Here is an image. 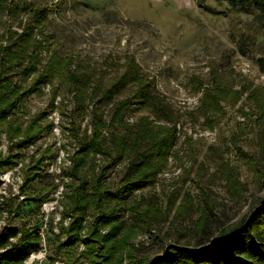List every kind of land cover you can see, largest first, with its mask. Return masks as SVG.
<instances>
[{
  "label": "rangeland",
  "instance_id": "1",
  "mask_svg": "<svg viewBox=\"0 0 264 264\" xmlns=\"http://www.w3.org/2000/svg\"><path fill=\"white\" fill-rule=\"evenodd\" d=\"M43 7L54 9L47 22L36 26L31 41L25 42L28 55L19 63L28 66L31 57L36 72L25 78L17 68L15 82L30 87L33 78L51 64L65 62H54L56 53L62 60H71L69 72L87 73L91 83L83 95L85 112L75 101V92L55 77L0 123V158L18 156L1 171L23 163L22 180L30 178L25 187V182L20 185L25 188L23 198L10 195L9 210L15 209L10 215L12 225L27 232L38 228L42 202L36 200L55 198L60 190L63 209L56 210L63 218L71 215L69 195L78 182L61 170L70 169V157L80 140L93 133L95 115L105 124L104 152H93L90 164L80 172L94 188L99 168L121 154L112 136L123 135L129 126L136 129L143 116H150L154 126L171 125L156 120L144 107L125 113L123 123H113L115 106L133 96L137 82L128 83L107 102H100L92 90L104 92L125 72L130 59L153 83L159 98L179 115L174 151L153 184L135 190L125 202L108 198L101 207L89 205L76 232L79 241L71 247L57 246L66 240L63 227L72 219L68 225L59 223L56 232L52 224L45 263L153 264L171 247L209 244L264 203V69L259 61L264 58V36L258 31L252 45L241 41L257 32L252 15L230 10L216 0H15L14 5L8 1L0 15V48L15 41L21 26L32 21L33 11ZM7 9L16 12L8 14ZM37 42L44 47L36 48ZM5 60L0 56V68ZM54 91L64 100L59 105L51 100ZM36 117L41 137L20 151L16 144L25 129L19 136H9L6 123L27 128ZM48 148L55 158L46 159L36 170L34 158ZM131 156L127 152L105 172L102 190L113 192L122 185ZM109 214L118 218L116 222H100V216ZM56 216L53 213L50 221ZM117 224L119 235L112 242L118 243L117 253L87 246L85 238L93 230L107 234Z\"/></svg>",
  "mask_w": 264,
  "mask_h": 264
},
{
  "label": "trees",
  "instance_id": "2",
  "mask_svg": "<svg viewBox=\"0 0 264 264\" xmlns=\"http://www.w3.org/2000/svg\"><path fill=\"white\" fill-rule=\"evenodd\" d=\"M8 1L14 5L13 0H0V15L3 13L4 8L8 6ZM225 3L230 10L238 13L249 14L256 20L254 36L247 35L241 41L249 43V45L256 43L258 31L264 36V0H216ZM17 7V6H16ZM54 8L43 7L33 11L32 21L27 25L23 24L22 32L15 41H12L7 46L0 48V56H6L9 63L1 62L0 68V123H5L9 118L24 106L27 97L32 93H40L42 87L47 85L55 77L62 78L67 87L74 91V98L78 106L84 109L86 105L83 98L86 90L89 89L91 83L87 73H80L77 71L69 72V66L72 63L70 59L62 60L56 53L54 62H62L60 65H50L46 68L44 73L39 74L33 78L30 87L21 88L15 80L14 75L17 68L21 69V73L25 78H28L32 73L36 72V67L32 64L30 57V64L22 66L19 64L25 55H28L26 41L29 40L32 32L38 24H43L48 21L50 14ZM8 14H14L13 10H8ZM31 41V40H30ZM28 41V42H30ZM27 42V43H28ZM26 43V44H27ZM36 48H43V43H35ZM19 48V49H16ZM39 48V49H40ZM242 54H245L242 51ZM262 68L264 69V58L259 60ZM16 62L14 64H10ZM130 82H137L138 89L133 96L119 102L115 106L113 113V123H123L125 113L131 112L139 107L148 108L151 116L158 117V120H165L170 123V126H154L153 120L150 116H143L139 119L136 129L129 126L125 128L123 135L118 137L112 136V141L117 144L120 149V155L114 158L107 166H101L99 173L93 185L96 188L90 187L89 179L86 176L80 175V172L90 164L91 154L96 151L104 152V136L101 130L104 129V122L99 116L95 115L91 122V136L87 140H80L78 149L74 155H71L70 169L61 170L62 175L71 176L78 184L73 187V192L69 195L71 201V215L69 217L72 221L68 226H65L67 238L64 242L60 243L57 247H71L79 241L76 234L77 229L82 225L84 214L87 207L93 205L101 207V202L104 199H114L119 201H127L135 190L149 187L153 184L156 173L165 165L169 154L174 151L176 144V137L178 133L177 122L179 115L175 112L170 104L164 101L156 94L155 86L145 76L140 73V69L133 60H129L125 72L117 79L111 86L105 88L103 92L101 89H92L96 91L95 94L100 96L99 101H111L113 96L118 93L121 88ZM103 92V93H102ZM101 93V94H100ZM209 93V91H208ZM60 96L53 92L51 100L56 101ZM220 98L218 97V102ZM64 101L61 99V102ZM236 101V100H235ZM217 102V104H218ZM98 103V102H97ZM60 104V103H59ZM57 104V105H59ZM220 104V103H219ZM53 107H56L51 105ZM85 112V110H83ZM130 115V114H128ZM38 118H34L29 123L27 128L17 126H10L7 124L9 136H19L23 129L24 136L18 140L16 146L18 149L34 145L41 137L42 126H38ZM157 120V118H155ZM53 127L54 123L51 122L49 126ZM79 135V132H78ZM13 144V143H12ZM143 147H146L143 149ZM60 149H64L60 147ZM129 152L132 156L128 160V167L126 176L123 183L115 191L102 190L101 183L105 172L111 165L118 164L124 159L126 153ZM21 153L18 152V155ZM16 156V155H15ZM14 156V157H15ZM55 152L51 149H45L43 154L34 158L37 170L46 159H54ZM13 156L7 158H0V168H8L14 161ZM18 157V156H16ZM15 157V158H16ZM69 157V156H68ZM120 160V161H119ZM116 162V163H115ZM1 171V169H0ZM30 178H25L24 187L29 183ZM22 188V192L25 188ZM91 188V189H90ZM36 201L43 203V198H38ZM41 203V205H42ZM7 204L5 207L9 210ZM19 211L18 206L16 207ZM10 213L15 209L9 210ZM2 207H0L1 219ZM77 213L76 216L73 214ZM113 214L100 216V222L112 223L116 222ZM120 223V222H119ZM63 225V224H62ZM121 225H114L107 234H100L98 231H92L91 236L85 238L88 247L96 245L95 247L101 249V252L113 251L116 252L117 244L112 242L119 235L118 230ZM21 235L19 236L18 234ZM38 228L35 227L31 232L27 230L22 231L14 225H9L0 231V264H19L29 258L30 254L40 248ZM12 241V239H16ZM110 246L108 247V245ZM123 246V244H122ZM172 249V250H171ZM101 257H105L101 255ZM102 258V259H103ZM107 260V259H106ZM153 264H264V203L257 207L253 212L244 219L239 226L223 232L220 236L212 240L209 244L200 248L181 249L179 247H171L169 251L162 257L154 259Z\"/></svg>",
  "mask_w": 264,
  "mask_h": 264
},
{
  "label": "built area",
  "instance_id": "3",
  "mask_svg": "<svg viewBox=\"0 0 264 264\" xmlns=\"http://www.w3.org/2000/svg\"><path fill=\"white\" fill-rule=\"evenodd\" d=\"M62 97L58 96L55 103L59 104ZM133 120V116H128V120ZM98 162H101L100 159L97 160ZM23 163H19L15 165L13 168L0 171V207H2V213H1V219H0V231L9 226L12 225L10 222L12 221L10 218V215H14V212L10 213L8 209L5 207L9 203L10 195H14L17 197V195H22V198L24 197L22 194L21 186L23 185L22 180V174H21V166ZM62 190L58 191L54 196L55 198H52L50 200H46L41 205V220L38 227V236H39V242H40V248L37 251H34L30 254L29 258H27L25 261L20 262L19 264H48L46 261L48 249L47 246V232L50 230L51 225L53 224L54 231H58L57 225L59 223H64L65 225H68L69 223V217L63 218L61 215V211L63 208L60 205L59 206V200L62 195ZM20 197V196H19ZM21 198V197H20ZM59 206V211L56 210ZM56 211V212H55ZM55 213L57 214L56 217H53L54 220L50 221L51 215ZM8 215V218H7ZM19 236L21 235L18 234ZM16 239H12V241H16ZM46 259V260H45Z\"/></svg>",
  "mask_w": 264,
  "mask_h": 264
}]
</instances>
